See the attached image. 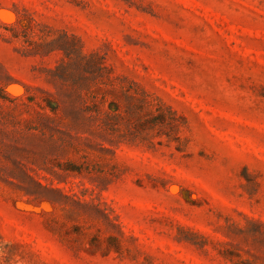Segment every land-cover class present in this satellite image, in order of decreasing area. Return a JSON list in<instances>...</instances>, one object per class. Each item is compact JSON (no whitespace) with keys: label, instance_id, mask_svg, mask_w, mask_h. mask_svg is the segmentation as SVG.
Masks as SVG:
<instances>
[{"label":"rangeland","instance_id":"1","mask_svg":"<svg viewBox=\"0 0 264 264\" xmlns=\"http://www.w3.org/2000/svg\"><path fill=\"white\" fill-rule=\"evenodd\" d=\"M0 264H264V0H0Z\"/></svg>","mask_w":264,"mask_h":264},{"label":"trees","instance_id":"2","mask_svg":"<svg viewBox=\"0 0 264 264\" xmlns=\"http://www.w3.org/2000/svg\"><path fill=\"white\" fill-rule=\"evenodd\" d=\"M9 28H6V30L10 31L16 38L24 39L23 52L26 55L49 54L55 50H61L69 61H64L59 68L60 70H67L69 64H79L81 67L92 65V57L85 56L82 45L76 38H70L67 34L51 38L53 37L52 31L49 35H45L43 32V35H38L36 29L31 28L30 24L26 22L11 25ZM46 37L50 39H46Z\"/></svg>","mask_w":264,"mask_h":264}]
</instances>
